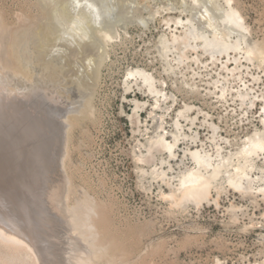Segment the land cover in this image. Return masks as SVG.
<instances>
[{"label": "rangeland", "instance_id": "rangeland-1", "mask_svg": "<svg viewBox=\"0 0 264 264\" xmlns=\"http://www.w3.org/2000/svg\"><path fill=\"white\" fill-rule=\"evenodd\" d=\"M231 1L0 0V22L15 27L19 63L29 74L25 81H42V92L57 94L53 106L62 102L59 108L75 119L68 127L65 171L70 203L84 198L95 203L91 212L81 204L93 221L91 238L99 250L87 264H264V193L259 190L264 180L258 178L263 158L241 189L221 179L220 192L213 189L202 204L172 205L164 195L194 165L185 152L196 132L214 151L208 137L210 124L217 125L229 140L221 144L228 154L255 129H264V0ZM230 6L248 30L234 29L229 40L242 32V46L259 48L248 61L243 50L231 54L241 59L240 77L222 68L226 57L215 60L204 52L202 40L183 38L187 28L208 37L213 29L229 31L223 16ZM43 25H50L51 36L39 42ZM174 35L180 36L176 42ZM132 69L151 74L162 93H151L140 76L129 78ZM215 80L233 88L226 99L217 96ZM244 83L251 95H259L256 104L235 96ZM160 130L169 141L179 136L176 157L151 144ZM161 169L167 171L164 179ZM14 253L0 243V263L34 264Z\"/></svg>", "mask_w": 264, "mask_h": 264}, {"label": "bare ground", "instance_id": "bare-ground-1", "mask_svg": "<svg viewBox=\"0 0 264 264\" xmlns=\"http://www.w3.org/2000/svg\"><path fill=\"white\" fill-rule=\"evenodd\" d=\"M223 20L231 25L227 32H220L217 29L218 33L216 29H213L215 30L213 36L208 37L204 33H199L195 28H187L183 38L193 37L202 40L203 51L209 53L215 60L226 57L227 59L222 61V68L228 74L236 76V71H240V66H242L241 59L237 56L231 57V54L241 53L243 50L244 58L248 61L253 59L259 48L249 44L246 48L242 46L241 35L243 33L239 29H248L243 22V16L236 8L230 6ZM48 26L43 25L38 29L39 42L40 39L51 36V29ZM237 28L239 29L236 32H241L239 38L230 41V34ZM12 29L0 22V243L13 250L17 258L32 260L34 264H87L86 259L88 260L91 254L93 256L99 254L97 252L99 250L95 249V242H93L95 239L91 238L94 233L93 221L91 218L87 219L89 213L86 210L87 216L84 210L83 214L81 210L85 207L81 209V204H88L91 212L95 203H88L86 198L77 200L74 204L70 203L71 182L65 171V161L68 156L66 150L68 127L75 119L74 117L67 118L68 112L63 113L60 109L61 101L60 108H57V105L53 106L55 103L52 104L50 100L57 94L53 97L52 94L46 95L42 92L43 87L40 83L42 81L32 85L25 81L29 74H26L27 70L23 71L20 66V58L16 51L17 34L16 30ZM221 31L224 30L221 28ZM103 34L105 38L112 37L110 33L104 32ZM179 38L180 36L174 35L173 42L178 41ZM193 47L196 48V46ZM233 63L235 65L230 67ZM239 74L237 76L240 77L241 73ZM137 76L142 78L151 93L157 95L162 93V90L156 87L151 74L142 69L129 70V78ZM30 78L32 80V77ZM44 85H46L44 88H49L51 84L49 87L47 84ZM214 85L218 89L215 92L219 98L226 99L233 91L232 87L220 80H215ZM243 85L244 88L236 90L235 96L243 102L248 100L252 105L256 104L259 95H251L249 91L251 88H247L245 83ZM46 100L49 102L47 103ZM140 105V102L136 101V108ZM189 108L191 107H186V109ZM180 114L184 115V111L181 110ZM195 118H192L193 123ZM261 121L264 123V117ZM180 125L177 120L176 126ZM160 128L163 126L160 125ZM210 128L211 133L208 139L213 142L214 151H211L212 148L207 149V143L198 132L191 136V144L185 153L189 154L194 165L179 176L175 188L164 194L171 200L172 205H182L188 201L199 205L204 201H209L213 189L217 191L221 189L220 186L218 187L221 179H225L233 188L241 189L244 180H249L251 177V172L257 165L256 160L260 157L264 159V129L258 130L257 128L252 134L246 136L241 148L235 153L224 154L221 144L229 141L228 138L219 134L218 126L214 123L210 124ZM160 131L152 139L151 144L161 145L168 150L170 156H175V148L180 142L179 136L174 135V139L169 141L166 132ZM260 170L263 171V169ZM157 171L163 179L167 177L166 170ZM258 178L264 180V171ZM166 182L170 184V179ZM259 190L264 193L263 187ZM85 241L87 243H84ZM3 254L5 255V252Z\"/></svg>", "mask_w": 264, "mask_h": 264}]
</instances>
